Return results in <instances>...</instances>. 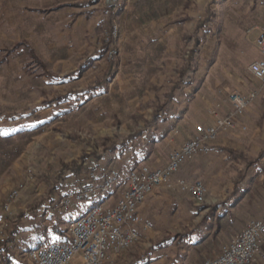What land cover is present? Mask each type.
Instances as JSON below:
<instances>
[{
	"label": "rangeland",
	"instance_id": "rangeland-1",
	"mask_svg": "<svg viewBox=\"0 0 264 264\" xmlns=\"http://www.w3.org/2000/svg\"><path fill=\"white\" fill-rule=\"evenodd\" d=\"M85 1L0 0V241L15 229L13 246L21 258L24 256H20L22 250L19 254L18 246L29 250L36 245L25 240L19 245L21 237L25 239L27 235L17 232L27 225L26 214L30 217L47 196L56 198L58 191L67 194L73 188H81L92 169L97 171L99 184L101 176L105 177L111 169L118 172L127 162L140 163L132 171L141 167L163 168L170 154L186 142L178 146L188 131L195 129V125L207 126L198 125L188 115L181 123L151 122L155 109L173 87L177 89L168 112L178 104V96L183 95L178 91L185 86L193 99L189 111H200L196 116L205 117L209 125L215 119L209 111H214L218 119L233 121L232 128L220 129L216 135L222 133L229 138L227 146L210 156L209 145L215 137L206 144L205 154L209 156H200L213 158L212 166L191 175H185L180 167L174 179L203 184L205 180H231L233 175L237 178L243 165L231 160L225 149L241 145L231 140L248 138L250 129L259 123L249 127L245 119L241 123L234 121L230 97L255 94L252 102L264 114V83L258 82L248 70L251 63L264 60L256 46V39L264 30V0H98L87 8L91 11L89 18L81 8L66 6L84 5ZM108 7L114 8L111 32L114 43L107 54L100 56L98 50L106 36L102 24L106 17L104 10ZM207 11L213 17L199 26ZM196 36L199 44L194 48ZM28 46L46 71L58 76L57 81H49L40 66L32 62ZM88 56L95 59L93 64L77 79L72 78ZM107 70L109 81L90 92ZM65 97L68 98L60 103L54 102ZM251 103L241 118H245ZM70 135L78 137V141H72ZM121 143L130 147L128 151L115 148ZM253 146L255 151L240 152L253 160L262 147L258 150L256 144ZM200 154L203 153L187 160ZM251 174H255L256 181L246 199L255 200L256 205L242 208L237 218L241 223L247 215H255L264 203V178L260 177H264V172L252 167L249 177ZM158 189L180 201L182 198L183 202L190 201L197 212L213 205L206 204V196L204 202L195 204L188 194L176 188ZM40 192L44 196L36 195ZM5 204L8 212L4 211ZM160 212L162 218L171 220L179 215L176 209L168 207L160 208ZM53 213L64 229L70 220L69 212L53 210ZM17 225L21 226L18 230ZM204 225L203 215L187 226L195 231ZM141 226L146 225L140 221ZM175 234H168V238ZM209 235L211 240L194 247L192 264L216 258L231 240L225 232L216 235L212 230ZM54 239V234L48 231L45 240ZM140 241L139 236L131 247L111 254L102 264H125L132 260L133 254L143 253L150 245L159 243ZM152 249L150 254L157 256L179 250H174L172 244L160 251ZM77 261L81 264L80 259L73 264ZM258 262L259 259L252 264Z\"/></svg>",
	"mask_w": 264,
	"mask_h": 264
},
{
	"label": "built area",
	"instance_id": "built-area-1",
	"mask_svg": "<svg viewBox=\"0 0 264 264\" xmlns=\"http://www.w3.org/2000/svg\"><path fill=\"white\" fill-rule=\"evenodd\" d=\"M256 46L264 57V30L256 39ZM248 70L258 82L264 83V60L251 63ZM254 98L255 94L232 95V116H241ZM208 113L215 118L214 123L205 127L196 126L193 136L170 154L163 168L141 167L132 171L127 190L112 208L97 204L71 221L59 240L28 252L31 264H73L75 259H80L81 264H102L111 254L131 247L139 237L136 230L140 225L137 208L158 188H176L188 194L195 204L204 202L206 188L202 183H189L174 177L185 160L207 152L206 144L216 137L220 129L233 127L231 119H218L214 111ZM118 181L119 173L111 169L98 184L97 171L92 169L83 186L61 197L57 206L68 211L74 205L90 203L99 196L105 197L114 190ZM15 195L13 192L12 197ZM8 210L5 204L4 211ZM258 259H264V213L261 219L250 222L234 234L219 256L206 260L204 264H252Z\"/></svg>",
	"mask_w": 264,
	"mask_h": 264
},
{
	"label": "crops",
	"instance_id": "crops-1",
	"mask_svg": "<svg viewBox=\"0 0 264 264\" xmlns=\"http://www.w3.org/2000/svg\"><path fill=\"white\" fill-rule=\"evenodd\" d=\"M190 81H188L186 84H188ZM184 87V88H183ZM191 87V86H190ZM189 87V88H190ZM179 93L183 94L182 96H178L179 101L176 107L170 112L166 111L162 113L158 119V122L162 121H168L172 120V122L181 123L183 122L181 119L185 118L187 115L195 118L194 122H199L198 125H209L210 121H207L205 117L197 115L196 113H199L200 111L194 110L189 111V106L191 101L193 100L190 96V92L186 89L185 86H182ZM186 94H189L186 96ZM193 96V95H192ZM257 104L251 103L249 106V109L245 113V118L236 117L234 121H237V123H241L242 121H247L249 127L252 125V123H259L258 126H254L250 129V133L248 138H239V139H233L232 142H236L237 144H241L239 146H234L233 149L237 151L246 152L247 151H255V145L259 147L263 145L264 143V114H262L259 109L256 106ZM180 110L179 113H177V109ZM191 114V115H190ZM180 120H179V119ZM165 126V125H164ZM180 126V125H179ZM176 126V127H179ZM197 126V125H195ZM194 126V128H195ZM175 127V128H176ZM189 130V129H188ZM194 133V129L188 131V134L182 141H178L180 146L185 141L189 140ZM222 134V133H221ZM219 134L216 139L209 145V152L208 154L211 156V154L214 153V151H220L223 146H227V140H230L227 137H224L223 135ZM231 142V143H232ZM127 148V149H126ZM130 147H125L124 150L128 151ZM221 148V149H220ZM229 148V147H226ZM123 150V151H124ZM223 150V149H222ZM257 150V149H256ZM208 154H200L199 156H196L192 160L189 161L186 160L183 162L181 166V171L185 173V175H191L195 174L202 170V168H206L209 166H212L213 158H202L200 156H209ZM207 155V156H206ZM203 156V157H204ZM230 158V157H229ZM231 159V158H230ZM232 160V159H231ZM166 162V161H165ZM164 162V163H165ZM262 164H264V157L261 159ZM140 163L133 161L132 163L127 162V165H123L118 170L119 172V181L117 182L115 188L113 191H111L109 194H107L105 197H96L93 199L90 203H83L79 205H74L70 210L66 211L69 212L70 220H68L67 225L74 219L82 216L84 213H86L87 209L91 206H95L97 204H103L106 208L113 207L118 199L122 196V194L127 190L129 185V174L130 172L136 168ZM234 164V163H233ZM163 166V165H162ZM255 172V170L253 171ZM104 176H101L98 180L99 183L102 182ZM261 178H264L262 175ZM219 178V177H218ZM255 174H251L249 178L245 182L241 183H235L236 178L235 175L231 178V180H224L222 182V179H218L217 182H208V180L204 181V185L207 188V195H206V204L212 205L210 208L209 206L203 208L201 212H197L190 204V201L188 200L186 202H183L184 199L182 198L181 201L178 200L177 197L172 196L171 194L161 191L160 189L156 190L152 195L148 196L145 202L138 208V215L140 218V221L142 225H146V228L144 227H136V230L140 236L141 243L145 244L146 241H150L153 244L159 241L161 243L159 246L155 245L152 249H156V251H160L163 249V247H166L168 245H173L175 247L173 254L171 255H151L150 252L145 256L146 259H148L147 264H192L193 262V249L194 247H199L205 244V242L211 240V237L209 235L213 234L220 235L223 232L227 234V237L233 236L234 233L241 230V228L247 224L251 220H256L262 217L264 213V203L261 204V206L258 208V212L253 216H246L244 220L241 222L237 221L239 218L238 215L242 214V208L243 207H254L256 205L255 200L252 202L247 201V195L251 193L250 187L252 186V183L256 181ZM80 189L79 187L73 188L70 191H78ZM58 197H53V204L52 206H49V197L47 196L45 201L40 202V208L37 211L32 212L31 216L28 217V213L26 214L25 221L27 222V225L21 229L22 231H18L17 233H25L27 237L23 239L21 237V241L19 240V245L23 243V240L27 241L30 244H35L36 247H42L49 242H54L59 240L65 232V229L61 228V223H59V218L57 215L53 213V210H58L59 212L65 213L64 210L60 209L57 206L58 200L66 194L62 192H57ZM37 196H44V192H40L36 194ZM170 199L171 201H168ZM52 200V201H53ZM56 204V207L54 205ZM168 207L171 208V210L176 209V212L179 213V215L171 217L173 220L169 218H165L161 216L160 208ZM50 210V211H49ZM246 212V209L244 210ZM171 211L169 212V214ZM205 217V225L197 228L195 231L191 230L187 225L190 222H194V219H197L198 217L201 218V216ZM196 216V217H195ZM28 218L30 219L28 223ZM21 220V219H20ZM49 221L51 223H49ZM21 222V221H20ZM57 223L58 230H54L52 228L53 223ZM196 222V221H195ZM19 224V223H18ZM29 224V225H28ZM206 226V229H205ZM21 227V226H19ZM18 225L16 227V230H18ZM187 228V231L190 232V235L187 238L182 239L180 242H176L172 237L170 240H166L165 236L168 238V234L172 233H181L182 231H185ZM185 229V230H184ZM48 231L54 234L55 239L52 241L45 240L48 238ZM63 232V234H61ZM215 232V233H214ZM165 235V236H164ZM215 235V236H216ZM187 239L189 241H187ZM168 242H166V241ZM229 242V240L226 242V244ZM184 244V245H183ZM187 244V246H185ZM224 244H222L223 246ZM185 246V247H184ZM221 246V247H222ZM19 247V254L20 250L21 255L24 256V258H21L17 256L16 252L18 249L15 247L13 249V254L15 256V264H28V258L27 254L31 249H34V247H31L29 250L28 248H24L21 246ZM21 248V249H20ZM23 248V249H22ZM177 248V249H176ZM158 249V250H157ZM155 251V250H154ZM220 251H218V256ZM215 258V256H213ZM202 261H198L197 264H202ZM263 259H259V264H264ZM78 261L75 263L77 264Z\"/></svg>",
	"mask_w": 264,
	"mask_h": 264
},
{
	"label": "trees",
	"instance_id": "trees-1",
	"mask_svg": "<svg viewBox=\"0 0 264 264\" xmlns=\"http://www.w3.org/2000/svg\"><path fill=\"white\" fill-rule=\"evenodd\" d=\"M98 0H86L83 4H72V5H66V6H70V7H75V8H81L84 11L85 17L89 18V16L91 15V11H88L87 8L94 6L97 3ZM60 7H57L55 9H58ZM54 9V10H55ZM40 12H47L46 10H38ZM104 12L106 13V17L105 20L103 21V27H104V33L106 34L105 39H102L101 41V47L98 50V53L100 56H102L103 54H107L109 51V48L113 45L114 40L112 38L111 32L113 30V24H112V20L114 18V8L113 7H108L104 10ZM205 18H203L202 22L199 24V26H203L204 22L211 20V18L213 17V13L211 11H207L206 15L204 16ZM199 44V38L196 36V38L194 39V48H196ZM28 52H29V56L32 60V62L34 61V63H36L38 66H40V68L43 70L44 76H46V78L49 81H57L58 76L53 75L51 73H49L48 71H46L43 63L41 61H39V59L36 57V55L34 54L33 50L28 46ZM193 52V51H192ZM95 59H92V57L88 56L86 59V62L81 65L78 68V71L75 75V77H72L74 79H77L81 73L85 72L86 69L93 64ZM110 79V70H107L100 81H98V83H96V86L92 87L89 89L90 92H92L93 90H98L100 88H102L103 86H105V84L107 83V81H109ZM177 89V87H173L170 92L166 93L163 97L162 102L160 103V105L155 109L152 117H151V122H155L156 120L159 119L160 115L164 112H166L168 110V104L173 102L175 99V95H174V90ZM69 95V94H68ZM68 98V97H67ZM65 98H57L56 100H54V102L60 103L64 100L67 99ZM151 122H148L147 125H150ZM69 138L72 141H78V137H76L75 135H70ZM105 142V141H104ZM116 149L118 148L119 150H123L125 148V144L121 143L116 145L115 147ZM225 151L229 154V157L234 161L237 162L239 164L243 165V168L241 170L238 171V175L236 178L235 183H241V182H245L247 180V178H249V173H250V169L252 167L255 168H259L264 172V167L263 165L260 163L261 159L264 157V143L260 149V152L258 153L257 157L255 159H250L249 157H247L244 153L240 152V151H236L233 149H225ZM53 200V198H49V201L51 202ZM52 228L54 230H58V225L57 223H53L52 224ZM15 230V229H14ZM11 231L9 232L8 235H6L5 238H3L0 241V264H15V256L13 254V249L15 246H13V244H15V232L16 231ZM61 234H63V232H61ZM190 235V232L185 230L182 233H176L175 235L172 236V238L174 240H176V242H180L182 239L187 238ZM171 237H169L167 240L172 239ZM161 243H158L157 245L159 246ZM156 245V246H157ZM152 245H150V247L148 249H145L143 251V253L140 254H133L132 255V260L125 263V264H147L148 263V259L145 258V256L151 251V249L153 247H151ZM151 248V249H150Z\"/></svg>",
	"mask_w": 264,
	"mask_h": 264
},
{
	"label": "bare ground",
	"instance_id": "bare-ground-1",
	"mask_svg": "<svg viewBox=\"0 0 264 264\" xmlns=\"http://www.w3.org/2000/svg\"><path fill=\"white\" fill-rule=\"evenodd\" d=\"M93 206L90 207V209L92 208ZM79 218V217H78ZM75 220V219H74ZM73 221V220H72Z\"/></svg>",
	"mask_w": 264,
	"mask_h": 264
}]
</instances>
